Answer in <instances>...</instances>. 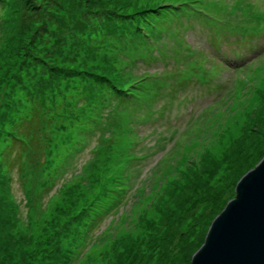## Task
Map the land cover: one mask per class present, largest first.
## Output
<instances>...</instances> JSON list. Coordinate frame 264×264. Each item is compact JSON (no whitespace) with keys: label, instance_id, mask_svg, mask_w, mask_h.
Here are the masks:
<instances>
[{"label":"rangeland","instance_id":"374dc122","mask_svg":"<svg viewBox=\"0 0 264 264\" xmlns=\"http://www.w3.org/2000/svg\"><path fill=\"white\" fill-rule=\"evenodd\" d=\"M152 1L0 0V264H190L263 159L264 48L236 72L222 49L264 37V0H209L223 21L182 15L195 59L180 56L174 30L160 39L168 49L138 61L150 45L126 32L119 55L138 78L111 108L115 93L99 84L117 82L101 52ZM168 1L155 13L177 25ZM174 77L183 92L159 120L150 95Z\"/></svg>","mask_w":264,"mask_h":264},{"label":"water","instance_id":"95a60500","mask_svg":"<svg viewBox=\"0 0 264 264\" xmlns=\"http://www.w3.org/2000/svg\"><path fill=\"white\" fill-rule=\"evenodd\" d=\"M190 264H264V157L238 181Z\"/></svg>","mask_w":264,"mask_h":264},{"label":"trees","instance_id":"16d2710c","mask_svg":"<svg viewBox=\"0 0 264 264\" xmlns=\"http://www.w3.org/2000/svg\"><path fill=\"white\" fill-rule=\"evenodd\" d=\"M155 2L156 0L152 1L151 7L150 8L148 7L147 9H145L144 11L140 13L138 20L135 23L133 22L132 25L130 26L120 28L121 30L118 29V32H120V34L119 36L114 37V39H118L119 42H117V44L114 45L112 52L110 49H105L101 52L102 56L100 59L105 63L108 73H110V75H113L114 79L117 82V84H113V85H108L106 83L99 84L102 87H107L110 91H113L115 93V96H113L112 98L114 100L112 102L111 108L118 109L119 104H116V103L118 101L119 103H121V101L124 99L123 95L120 94L121 93L120 90H124L122 89V86H120V83L123 84V87L125 88L124 81L128 79V75H132V77L134 76V79L136 78V75L133 74V68L135 66L134 61L132 62L130 61V58L119 55V46L123 45V41H124L122 37L126 32L130 33L136 29L137 32H133L130 36H137L138 38L143 34L142 38L144 39V42L145 40H147L146 38L147 29H143V26L140 24V22L142 21L143 24L149 26L151 22H153L152 18H150L151 17L150 15H153V14L159 15L155 13V11L159 10L158 9L159 4ZM159 20H163V19H159ZM148 26H146L145 28H148ZM116 33L117 32L114 31L113 34H109V35H115ZM109 94H112V93L110 92ZM18 138L20 140L21 138L26 139V136H23V137L19 136Z\"/></svg>","mask_w":264,"mask_h":264}]
</instances>
